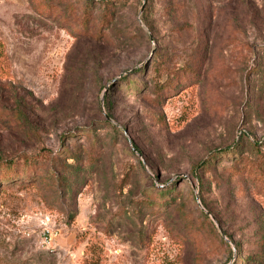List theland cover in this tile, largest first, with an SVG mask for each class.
Returning <instances> with one entry per match:
<instances>
[{
    "label": "rangeland",
    "instance_id": "obj_1",
    "mask_svg": "<svg viewBox=\"0 0 264 264\" xmlns=\"http://www.w3.org/2000/svg\"><path fill=\"white\" fill-rule=\"evenodd\" d=\"M0 44V264H264V0H0Z\"/></svg>",
    "mask_w": 264,
    "mask_h": 264
},
{
    "label": "trees",
    "instance_id": "obj_2",
    "mask_svg": "<svg viewBox=\"0 0 264 264\" xmlns=\"http://www.w3.org/2000/svg\"><path fill=\"white\" fill-rule=\"evenodd\" d=\"M1 45L0 44V79L2 78V74L5 73L4 71L5 70V67H4V63H5V56L1 50ZM136 147V146H135ZM136 149H138V147H136ZM32 158L33 156H28V155H23V163L21 165V168H22V176L25 175V172L27 169L31 168V166L34 164L32 162ZM16 160L13 158H0V186L2 183H9V182H12L16 176H18V171H16ZM24 179V178H22ZM159 196L161 197H166L167 196V192L166 191H161L160 193H158ZM205 218H208L205 214H204ZM211 223V222H210ZM225 236L227 237V241H224V243L226 244V246H228L229 248V243H233L234 244V247L236 249V251H239V246L234 242V239L229 235L227 234L226 232H224ZM231 250H229L230 252ZM263 259V254L262 252L258 253L257 254V257L254 258L253 261H261ZM239 264H245L244 261L242 262H239Z\"/></svg>",
    "mask_w": 264,
    "mask_h": 264
},
{
    "label": "built area",
    "instance_id": "obj_3",
    "mask_svg": "<svg viewBox=\"0 0 264 264\" xmlns=\"http://www.w3.org/2000/svg\"><path fill=\"white\" fill-rule=\"evenodd\" d=\"M40 243L42 245H44L46 248L51 249L52 248V238L51 236L48 234L47 230H42V232L40 233Z\"/></svg>",
    "mask_w": 264,
    "mask_h": 264
}]
</instances>
